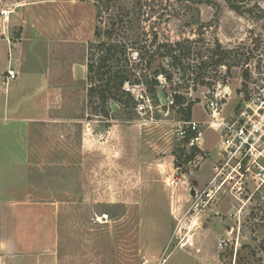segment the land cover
<instances>
[{
	"label": "rangeland",
	"instance_id": "374dc122",
	"mask_svg": "<svg viewBox=\"0 0 264 264\" xmlns=\"http://www.w3.org/2000/svg\"><path fill=\"white\" fill-rule=\"evenodd\" d=\"M207 1L138 5L139 30L157 33L160 42L180 40L192 58L209 60L179 80L202 133L193 146L178 134L186 118L161 76L166 88L157 89L156 99L145 85L125 84L137 99L133 108L113 100L104 107L89 95L94 0H37L24 8L32 46L24 42L29 48L17 88L3 82L8 54L0 38V184L16 178L28 139L29 198L59 203L57 251L40 255L42 264H264V206L233 205L219 195L202 205L193 194L209 181L217 159L208 99L214 91L224 95L219 111L229 115L245 65H264V0L238 1L239 12L224 0ZM222 50L229 55L216 65ZM23 260L33 264L32 256Z\"/></svg>",
	"mask_w": 264,
	"mask_h": 264
},
{
	"label": "trees",
	"instance_id": "16d2710c",
	"mask_svg": "<svg viewBox=\"0 0 264 264\" xmlns=\"http://www.w3.org/2000/svg\"><path fill=\"white\" fill-rule=\"evenodd\" d=\"M224 1L232 10L239 12L241 7L238 1L241 0ZM94 5L98 19L93 32L95 39L88 44L90 53L86 62L87 79L91 84L89 95H96L104 107L113 100L119 105L133 108L137 105V99L125 88V84L145 85L147 92L156 99L157 89L166 88L158 80L161 76L172 89V104L183 112L186 119H190L193 102L180 93L179 80H186L189 69L203 70L209 60L204 59V55L192 58L190 51H183L187 47H183L180 40L160 42L157 33L149 36L148 31L139 30L140 0L131 6H125L121 0H94ZM133 53H136V57H133ZM228 53L222 50L214 64L224 65ZM212 58L210 61H213ZM243 75L247 76V72L243 71ZM103 112L107 117L105 109ZM190 136L191 133H188L184 143L188 142ZM192 157L190 153L185 160L189 161Z\"/></svg>",
	"mask_w": 264,
	"mask_h": 264
},
{
	"label": "built area",
	"instance_id": "2783aa9c",
	"mask_svg": "<svg viewBox=\"0 0 264 264\" xmlns=\"http://www.w3.org/2000/svg\"><path fill=\"white\" fill-rule=\"evenodd\" d=\"M9 13L10 10L0 9L5 21ZM245 68L247 77L238 89L239 101L232 113L225 116L219 111L224 95L218 91L212 92L206 103L210 111L207 125L217 133L218 141L217 159L209 181L201 189H193L202 205L217 202L219 195L229 197L233 205L264 206V65L256 69L247 64ZM17 77L18 72L9 65L3 75L5 86ZM188 133H191L188 146L201 142L197 121H180V138H186Z\"/></svg>",
	"mask_w": 264,
	"mask_h": 264
},
{
	"label": "crops",
	"instance_id": "0c3cea01",
	"mask_svg": "<svg viewBox=\"0 0 264 264\" xmlns=\"http://www.w3.org/2000/svg\"><path fill=\"white\" fill-rule=\"evenodd\" d=\"M35 1L0 0V9L10 10L8 20H3L0 15V38L5 40L8 54L6 69L11 65L18 72L11 87L17 88L23 77V51L25 47L29 48L24 46V42L32 46L27 41L32 26L25 19L23 10ZM26 142L22 148L24 154L19 164L16 163L18 170L13 172L16 178L12 182L0 184V258L3 264H27L23 258L29 256L33 257V264H42L40 255L46 252L55 254L57 251L59 203L29 198L26 177L29 174L27 161L30 142L28 139ZM4 191L9 194L4 195ZM13 258H16V263H12Z\"/></svg>",
	"mask_w": 264,
	"mask_h": 264
},
{
	"label": "bare ground",
	"instance_id": "6f19581e",
	"mask_svg": "<svg viewBox=\"0 0 264 264\" xmlns=\"http://www.w3.org/2000/svg\"><path fill=\"white\" fill-rule=\"evenodd\" d=\"M226 91H229L228 89H226ZM228 93V92H227ZM186 244V243H185Z\"/></svg>",
	"mask_w": 264,
	"mask_h": 264
},
{
	"label": "flooded vegetation",
	"instance_id": "af4514ba",
	"mask_svg": "<svg viewBox=\"0 0 264 264\" xmlns=\"http://www.w3.org/2000/svg\"><path fill=\"white\" fill-rule=\"evenodd\" d=\"M216 216L218 215V213L215 214Z\"/></svg>",
	"mask_w": 264,
	"mask_h": 264
}]
</instances>
